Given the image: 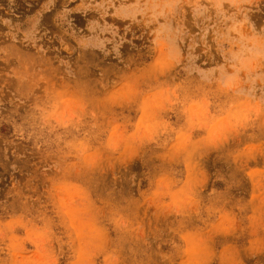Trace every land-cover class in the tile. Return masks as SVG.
I'll return each mask as SVG.
<instances>
[{
	"label": "rangeland",
	"instance_id": "rangeland-1",
	"mask_svg": "<svg viewBox=\"0 0 264 264\" xmlns=\"http://www.w3.org/2000/svg\"><path fill=\"white\" fill-rule=\"evenodd\" d=\"M0 264H264V0H0Z\"/></svg>",
	"mask_w": 264,
	"mask_h": 264
}]
</instances>
